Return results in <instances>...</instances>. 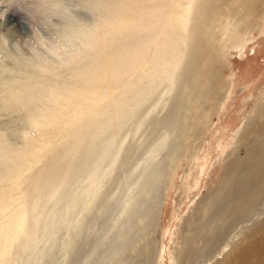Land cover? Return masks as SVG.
I'll return each instance as SVG.
<instances>
[{
	"label": "rangeland",
	"instance_id": "1",
	"mask_svg": "<svg viewBox=\"0 0 264 264\" xmlns=\"http://www.w3.org/2000/svg\"><path fill=\"white\" fill-rule=\"evenodd\" d=\"M260 161L264 0H0V264H264Z\"/></svg>",
	"mask_w": 264,
	"mask_h": 264
},
{
	"label": "bare ground",
	"instance_id": "2",
	"mask_svg": "<svg viewBox=\"0 0 264 264\" xmlns=\"http://www.w3.org/2000/svg\"><path fill=\"white\" fill-rule=\"evenodd\" d=\"M180 31H181V30H180ZM175 49H176V48H175ZM168 63H169V62H168ZM156 68H157V67H156ZM176 72H177V71H176ZM152 76H153V75H152ZM152 80H153V79H152ZM53 91H54V90H53ZM52 93H53V92H52ZM84 93H85V92H84ZM85 94H86V93H85ZM91 94H92V93H91ZM30 99H31V98H30ZM31 100H32V99H31ZM84 100H85V99H84ZM81 101H82V100H81ZM91 103H92V102H91ZM91 106H92V105H91ZM93 106H94V105H93ZM122 107H123V106H122ZM92 108H93V107H92ZM122 110H123V109H122ZM118 112H119V111H118ZM126 115H127V114H126ZM128 116H129V115H128ZM95 132H96V131H95ZM94 134H95V133H94ZM98 151H102V149L100 148ZM104 153H105V152H104ZM98 154H99V153H98ZM98 156H99V155H98ZM263 162H264V161H262V162L260 161V163H259L260 166L255 165L254 167H252V168H250V169H251V170H256V171H257V169H259V167L263 169V168H264V164H262ZM252 166H253V165H252ZM247 167H248V166H247ZM240 168H241V167H240ZM246 187H248V186L246 185ZM256 191H257V190H256ZM242 199H244V198H242ZM244 200H246V199H244ZM243 202H244V201H243ZM246 202H247V201H246ZM19 213H20V211H19ZM19 213L17 214V216H18V218L20 217V219L22 220V218H23V215H22V214H23V213L20 214V216H19ZM16 218H17V217H16ZM23 219H24V218H23ZM19 223H20V222H19ZM21 223H22V222H21ZM23 223H24V221H23ZM13 225H14V224H13ZM18 225H19V224H18ZM9 226H10V225H9ZM19 226H20V225H19ZM19 226H18V227H19ZM21 227H22V226H21ZM5 228H6V227H5ZM5 228H3L2 232L0 231V234H2L3 236H4V235L7 236V234L10 233V236L12 237V238H10V239L13 240V239H14L13 237H15V236L18 234V228L14 229V228H15V227H14L13 229L11 228V230H10V229L7 230L8 227H7L6 229H5ZM0 236H1V235H0ZM3 236H2V237H3Z\"/></svg>",
	"mask_w": 264,
	"mask_h": 264
}]
</instances>
